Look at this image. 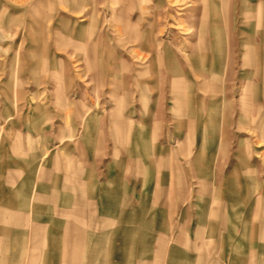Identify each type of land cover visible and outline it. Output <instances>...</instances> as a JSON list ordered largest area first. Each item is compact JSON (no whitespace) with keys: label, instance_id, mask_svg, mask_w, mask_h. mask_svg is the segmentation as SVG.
<instances>
[{"label":"rangeland","instance_id":"374dc122","mask_svg":"<svg viewBox=\"0 0 264 264\" xmlns=\"http://www.w3.org/2000/svg\"><path fill=\"white\" fill-rule=\"evenodd\" d=\"M0 189V264H264V0H0Z\"/></svg>","mask_w":264,"mask_h":264},{"label":"crops","instance_id":"0c3cea01","mask_svg":"<svg viewBox=\"0 0 264 264\" xmlns=\"http://www.w3.org/2000/svg\"><path fill=\"white\" fill-rule=\"evenodd\" d=\"M25 187V184L24 183H22L21 184V189L22 188H24ZM16 186L14 185V179L12 178V177H10V179H9V181H8V183H7V185H6V190H7V192L8 193H12V194H14V193H16ZM6 192V191H5ZM62 194H64V193H61V192H59V191H56V190H54V191H52L51 192V194H50V196H48V197H45V196H41V195H39V194H37L36 195V200H34V202H29L28 203V205H29V208H31V207H35V203H39V202H50L53 206H52V209H51V212L50 213H52L53 214V216L51 215L49 218L50 219H53V220H58L59 221V223H57L56 222V226L54 227V228H52V229H59L58 227H60L61 226V224H62V222L61 221H64V219H66V217L65 216H63L62 214H61V209L59 210L60 212L58 213V215H56L55 213L57 212L56 211V207L54 206V204H67V205H69V204H73V203H76V202H78L79 200H82L83 199V197L82 196H79V197H77V195L75 194V193H73V191H68V194H66V195H64V196H62ZM18 197H20V198H22V199H20V203H26L27 202V198L26 197H24L22 194H20ZM63 197V198H62ZM85 197V196H84ZM5 198H4V191H2L1 189H0V209L1 208H3V210L5 211V212H7V209H4V205H3V203H8V204H10V203H12V201L11 200H9L8 198L6 199V200H4ZM92 202V201H91ZM91 202H90V204H91ZM33 204V205H32ZM117 205H120V201L117 203ZM114 206H115V204L114 203H112V204H109V208H110V210H112L113 208H114ZM33 207V208H34ZM55 207V208H54ZM55 212V213H54ZM94 215V214H93ZM38 218L36 217L35 218V220H37ZM119 220V222H117L118 224H120V214H119V218H118ZM45 219H43V221H42V223L41 224H39L41 227H42V231L45 233V234H54V235H56L57 233H59L58 231H53L52 229H48L47 230V232H45V228H44V225H45V223L44 222H46V220L44 221ZM95 216H93L92 218H90V219H88V221H90V223H89V225L91 226V228H93V229H95L96 228V226H94L95 224ZM112 224V221H110V219L109 220H107L106 221V226H110ZM68 225H69V223H68ZM75 227V226H74ZM148 228L149 229H152V230H156V223H155V221H154V218H152V221L150 222V224H148ZM119 231H120V227H119ZM213 231H214V227H212L211 228V231H209V232H211V233H213ZM68 235L72 238V237H77V236H79V235H81V231H79L76 227L75 228H73V227H69V231H68Z\"/></svg>","mask_w":264,"mask_h":264}]
</instances>
